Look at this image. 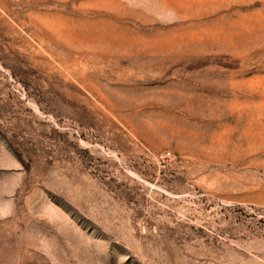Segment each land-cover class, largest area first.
Wrapping results in <instances>:
<instances>
[{
  "label": "rangeland",
  "instance_id": "1",
  "mask_svg": "<svg viewBox=\"0 0 264 264\" xmlns=\"http://www.w3.org/2000/svg\"><path fill=\"white\" fill-rule=\"evenodd\" d=\"M0 264H264V0H0Z\"/></svg>",
  "mask_w": 264,
  "mask_h": 264
}]
</instances>
